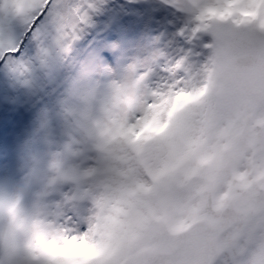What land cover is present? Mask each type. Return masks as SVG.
<instances>
[{
  "label": "rangeland",
  "instance_id": "1",
  "mask_svg": "<svg viewBox=\"0 0 264 264\" xmlns=\"http://www.w3.org/2000/svg\"><path fill=\"white\" fill-rule=\"evenodd\" d=\"M169 1L176 8L175 1L187 7L197 3L194 10L203 3L199 0ZM242 1L244 8L252 2L224 0V3L210 5L208 9L204 7L189 24V18L183 23L178 14L171 21L167 14L165 21L154 23L152 9L155 13V5H164L153 0L144 1L148 3L145 7L151 8L147 12L142 9L139 18L133 22L122 18L124 11L136 8V0H44L30 8L23 22L22 19L10 22L9 18L0 16L1 42L10 40L0 49V133L32 111L31 142L35 146L41 133L50 136L47 127L52 122L57 123L60 117L68 118L69 125L65 124L60 134L61 152L50 161L59 162V173L64 172L75 143L83 140L86 144L98 143L95 130L104 126L111 130L113 125V134L118 139L110 147L113 169L108 172V178L121 180L129 189L128 192L114 188L105 178L107 184L98 183L101 192L95 194L92 186L96 182L90 181L88 166H83L87 182L76 209L84 216L89 211L90 216L96 215L102 221L89 222L77 215H67L60 224L48 218L42 208L47 201L61 203L65 198L59 197L55 186L40 182L34 175L35 169L30 175L33 167L42 160L33 158V154L30 159L24 158L28 179L33 180H25V184H8L4 180L3 168L11 160L12 152H17L24 143L16 141L13 136L0 139V264H132L122 261L116 249L100 241L98 231L104 230L114 241L126 236L124 233L128 227H136L142 217L150 216L155 203L174 202L177 197L182 201V194L187 192L186 186L192 181L198 184V191L188 193L190 197L183 202H198L201 190H206L204 195L210 203L221 202L219 221H228L224 236L239 231L243 238H247L244 242L260 239V235H252L251 231L254 232V225L258 230L264 227V110L263 123L259 122L258 128L251 129L252 120L264 105L256 110L255 103L264 96L246 97L231 79L229 66L237 55L264 53V40L251 35L249 26L243 24L244 19H254L255 28L264 25V0L257 1L255 11V6L247 8L250 14L242 13L244 16L235 13L237 4ZM32 2L29 0V4ZM18 8H9L4 15L17 12ZM256 11L257 15L251 18ZM217 15L224 25L237 24L230 33L224 28L220 37L227 41L225 73L228 89L241 101L240 111L227 110L219 126L218 112L223 92L205 69L197 65L206 56L208 48L205 44L214 33ZM174 21L177 22L173 31L175 37H171L169 27ZM91 27L94 32H90ZM193 48L199 50L194 52ZM168 60L174 63L170 67L166 66ZM190 62L194 63V71L198 69L207 77H202L199 85L183 86L184 78L191 77L183 69ZM170 75L176 77L174 83L168 81ZM129 95L131 101L126 98ZM111 100H117L123 106L118 117L111 114L114 110ZM73 101L83 108L81 112L72 106ZM188 108L198 109V118L193 121L189 135H182L187 128L184 112ZM78 112L85 119H81ZM182 136H186L185 141ZM25 137L29 142L28 134L24 141ZM25 145H28L26 141ZM127 145L144 157L142 167L145 172L123 155ZM156 154L159 159L171 157L161 162L153 158ZM97 197L102 199L97 201ZM164 213L160 212L162 216ZM67 218L74 222L71 230ZM263 230L261 228L259 232L264 234ZM233 247L240 253L237 255L228 250V264H254L255 257L264 264V242L253 249H242L237 244ZM141 249L147 252V258L154 255L150 245Z\"/></svg>",
  "mask_w": 264,
  "mask_h": 264
},
{
  "label": "bare ground",
  "instance_id": "2",
  "mask_svg": "<svg viewBox=\"0 0 264 264\" xmlns=\"http://www.w3.org/2000/svg\"><path fill=\"white\" fill-rule=\"evenodd\" d=\"M43 1L44 0H33V2L29 4V0H22V1L4 0L3 2H2V0H0V16L5 17V18H9L10 22H11V20L16 21V20H19V19H22L21 22H23V19H25V17L27 16V13L30 10V8H32L34 4L40 5L41 2H43ZM144 1L150 2L151 0H144ZM144 1L143 0H136V2L134 4V6L136 8H133L132 10L124 11V15H123L122 20H128V21L133 22L134 19H138L139 18V13H140V11L142 9H145V11L147 12L151 7L147 9L145 7V5H147L148 3L144 2ZM153 1H159V2H161L164 5V6H162L164 8H162V7L158 6V5H155V13H153V9H152V15H154V17H153V22L154 23L155 22H160V21H165L164 17L167 14L170 15L169 16V21H171L173 16L178 14L179 16L182 17L181 21L183 23H184V21L187 18H189L188 24L190 23V20H192L195 16H197V14L199 12H201L203 10L204 7L208 9V7H210V5H216V4L224 3V0H219L218 2H215L213 0H199V2L202 1L203 3H200V6L198 8H196V10H194V7L196 5L198 6L197 3L193 7H187V6L182 5L181 2L175 1L176 4L178 5V7L176 8L175 5L173 6L170 3L169 0H153ZM251 1L252 2L248 3L250 5L248 7H246V8H244V5L242 4L243 1L238 3L237 4L238 5L237 10L238 11H236L235 13L239 14V15H242V16H244L242 13H245V14L249 15L250 12L248 10L250 8L254 7V6H255L254 11H255L256 10V3H257V1H258V3L260 1L259 0H251ZM140 5H141L142 8H140ZM16 6L20 7V8H18L17 12L11 11V12H9V14L4 15V13L9 8H13V7H16ZM231 8L233 9L234 5L231 6ZM247 8H249V9L246 10ZM204 12H206V11H204ZM262 12H264V11H262ZM255 15H257V11H256L255 14L253 13L250 17L254 18ZM91 16H93V15H91ZM217 16H218V17H216V18H218L217 19V25H216V27L214 29V33H213V35L211 37L209 36L210 38L209 37L207 38L208 40L206 39L207 41H206L205 47L208 48L206 56L204 57V59H201L200 63H198L197 65L199 67H202L203 69H205L204 71L209 75V77H211L213 83L216 84L217 87L223 92V96H221L223 98L221 100L220 109H219V112H218L217 126H219V121H222V119L224 117V114H225V112L227 110H231L233 112L240 111L239 108H240V102L241 101L237 97V95H233L234 93H232L228 89V82H227V77H226L227 74L225 73V68H226L227 63H228L227 62V57L225 56V46L227 45V41L226 40H222V38L220 37V33H221V31L224 30V28H226V31H228L230 33V32H232L235 29V26L237 24L235 25L234 22H230V24L224 25L223 24L224 21L221 20L219 15H217ZM244 20H245V22L243 24H246V25L249 26L250 34L255 36V37H258V38H261L262 40H264V25L262 27L255 28L253 26V20L254 19H244ZM172 23H173V25L169 27V34L171 33L172 34L171 37H175V32H173V31L175 29V26H176L177 22L174 21ZM262 23H264V22H262ZM134 24L139 26L138 23H134ZM27 25L28 24H26V26ZM239 25H241V24H239ZM182 26H183V24H182ZM6 35H9V34L7 33ZM6 35H4V36H6ZM137 35H139V34H137ZM1 41L2 40L0 38V49L2 48L3 45L8 43L10 40L5 39L3 42H1ZM164 47H162V48H164ZM197 50H199V48H193L194 52H196ZM155 52H156V50H155ZM158 59H159V57H158ZM168 61H170V60H168ZM172 64H174V63L172 61H170L169 63H166V66L170 67ZM194 68H195V66H194V63H192V62L188 63L186 65V67L183 68V69L187 70V72H186L187 75H188V73L191 75V77L188 78V79L184 78L183 86L199 85L200 82H201L202 77H207L206 73H200L198 69H197V71H194L195 70ZM250 68H251L250 72L253 75L246 76L242 81L245 82V83L253 84V86H252L253 89H256L257 87L264 86V71H263L262 67L261 66H252V65H250ZM175 80H177V79L173 75H170L169 78H168V81L170 83H174ZM122 88L124 89L125 87H123V85H122ZM107 90H108V88L106 90H104V91H107ZM120 92H121V90L118 91V93L115 96L119 95ZM131 93H132V91H130V94ZM105 96L108 97L109 95H107L105 93ZM262 96H264V94ZM262 96H256V97H262ZM256 97H248V98H256ZM126 98L129 101L132 100V96L131 95L127 96ZM263 98H261V99L256 101V103H255L256 110H258L259 107L264 103V99ZM111 103H112V107L114 109V110H111L112 111L111 114L114 117H118L119 116V112L118 111L123 106L120 105L117 100H111ZM71 104H72L73 107L77 108L79 111L82 108V107H80L79 104H77L76 101L71 102ZM84 108H87V107H84ZM105 109H107V108H105ZM187 110H186L187 112L186 111L184 112V115H185L184 122L187 123V128H186V130L184 132H182L183 133L182 135H184L185 133L189 135V133H190V131L192 129V126L194 124L193 121L196 122L197 118H198V116H196L197 112H198V109H196V111H194L192 108H188ZM263 110H264V105L260 108L259 114L256 115V117L252 120L253 127H252L251 131H253L255 128H258V123L259 122L263 123V118H262ZM84 111H86V110H84ZM88 111H90V110H88ZM28 114H30V115H28ZM28 114H27V116L24 115L23 117L18 119L17 122L13 126H7L6 129L3 132L0 133V139H6V138H8L10 136H13L16 139V141L24 143L22 146H20V148L17 150V152L16 151L12 152L13 156H12L11 160L7 163V167L3 168L4 173H6V178L4 180H6L8 182V184H18V183H24L25 184V180H26V182L32 181L33 179H30V180L28 179L29 175L25 171L26 162L24 161V158H29L30 159L32 154H33V158H40L42 161L33 167V169L31 170L30 175H32V172L35 169L34 175L38 178V180L40 182L42 181L44 184H50V185L55 186V188H57L59 190V197L65 198L63 201H61V203L60 202L59 203H54L53 201H47L46 204H45V207L42 208V212L48 218L54 219L55 221H59L60 224H61L62 221L65 220V217L67 215H74V216L77 215L79 218H81L84 221L100 223L102 221V219L100 217H99V219H97L98 216H96V215H94V216L91 215L90 216V212L89 211L84 216L81 212L77 211L76 207L79 205L80 198L84 195V192H85V188L84 187H85V184L87 182V177L85 175V171L82 170L83 166H88V172L90 173V176H91V180L90 181L96 182L92 186V190H94L95 194L98 193V192H101V191L98 190L99 189V184H101V185H106L107 184L106 183L107 182L106 179L109 181L110 185L112 187H114V188H122L125 191L129 190L128 187L121 180H112V179L108 178V172L111 169H113V167H112V162L113 161L111 159L112 152L110 151V147L113 145V142L117 141V139H118L113 134L114 126L110 125L111 128H112L111 130H108V128H106L105 126H104L103 129L97 128L95 130V132H96L95 138L98 140V143H97V141H93L92 144H86L84 142V140L82 142L75 143L73 145L74 148H73V150L71 152V155H70V158H69V162H66V168H65L64 172H59L58 173L59 162H50V161L54 160L58 156V154L61 152L63 144L61 143L62 137H61L60 134H62V132L64 130L63 126L65 124L69 125L68 118H61L60 117L57 120V123L56 122H52V125L47 127V131L49 132L50 136H48L47 134L41 133L40 136L37 137V140H38L37 145L34 146V143L31 142V135L33 134L32 130H31V123H32V120L34 118V115H33L32 111H29ZM78 114L80 115L81 119H85L84 116L81 113L78 112ZM193 114L195 115V119L196 120L194 119V115ZM133 115H135V114H133ZM186 115L190 116L192 120L188 119V117ZM103 125H105V124H103ZM216 131L217 130L214 131V134L216 133ZM27 134H28V136L30 138V141L28 142V140L25 137V141H26V143H28V145H25L24 136L27 135ZM182 137H184L183 141H185V139H186L185 137L186 136H182ZM187 138L189 139L188 136H187ZM195 139H197V138H195ZM140 141L141 140H139L138 142H140ZM142 141H145V140H142ZM118 143H120V141H118ZM117 147H118V145H117ZM27 148L29 150H27V152L25 153V150ZM122 151H123V149L119 152V156L121 155ZM123 155H126V159H127V156H128L129 159L132 160V162L134 164H136V166L142 172H145L143 170V167H142L143 162L145 160L144 157L141 158L140 154L134 153L132 151V149L130 148V146L127 145L126 149L123 151ZM122 157H124V156H122ZM170 157L171 156H166V157H163V158L159 159L157 157V154H156L155 157H153V158H155L158 161L165 162ZM122 163H123V161L121 162V164ZM153 163L155 164L154 160H153ZM110 173H111V171H110ZM119 176H120V174H119ZM0 184H1V179H0ZM186 191L187 192H185V194H182V201L179 200L180 197H177L174 202H170V203H166V204H157V203H155V205L152 208L150 216L142 217L140 219V221L137 223L136 227H132V228L128 227L126 229L125 233H124L126 236H122V237H120V238H118V239H116L114 241V240L110 239L106 235L104 230H100V231H98V234H97L98 239L100 241L104 242L108 247L116 249L117 252H118L117 255H119V257H120V259L122 261H126L127 260V261H130L132 264H177L176 261H177L178 257L175 256L176 252L178 253V255H181L184 258H188L187 261H189L191 259V255H190V257H187L188 254L187 253L184 254V251L186 250V248L188 247V245L191 242H192V244H191V247H192L193 240L198 239L196 229L199 226L196 225V223L199 222V221H207V223L209 222L208 224H210V228H211V229L210 228L209 229L213 233V235H214V237L216 239V252L213 255V257L210 259V262L208 264H228L227 263L228 250H233L237 255L240 253V250H238V249L233 247L236 244L239 245L242 249H246V248L247 249H253V248L257 247L259 244L264 242V234H261L262 232L261 233L259 232V230L261 228H264V227H261L258 230L256 225H254V227H255L254 232H252L251 230L250 231H251L252 235H257V236L260 235V239L257 240V241H253V242L246 241L247 243L244 242V239L247 240V238H243L244 236L242 237V234H241L242 232H239V231H235L234 233H231V234H228V235L224 236V234H225L224 228L228 224V221H225V220H222L221 222L219 221V213L220 212H218V211L220 209L221 202L219 200H215L214 203H210L209 202V198L204 195V194L207 193L206 190H201V195L198 197L199 200L197 199L198 202L196 201V202H194V204L183 202L185 200V198H189L190 197L188 193H191V192H194V191L195 192L198 191V184L195 181H192L191 183H189L186 186ZM259 191H260V189H259ZM125 197H126V195H125ZM102 198H104V197H102ZM101 199L97 197L96 200L100 201ZM116 205H118V204H116ZM121 208H123V207H121ZM161 211L165 212L163 216L160 214ZM251 213H253V212H251ZM157 215H160V216H157ZM141 216H142V214H141ZM73 223H74L73 221H70L67 218V225H68L70 230H71V227H72ZM106 224H108V223H106ZM125 224H127V223H125ZM258 227H259V225H258ZM113 230H114V228H113ZM202 234H203V232H201V233L198 232L199 236H201ZM243 235H245V233ZM223 236L225 237L224 238V242H225V253L224 254H223V252L221 250ZM69 243H71V242H69ZM145 245H150L151 248H152L153 254H154V255H152L149 258H147V256H148L147 252H145V251H143L141 249ZM127 246H129V250H126ZM191 247H190L189 251L191 250ZM53 248L55 250V247H53ZM166 251H168V252H166ZM223 251H224V249H223ZM169 253L170 254L172 253V255H170ZM251 259H252V257H251ZM184 260L186 261V259H184ZM252 261H253L254 264H261V261L257 257H255L254 260H252ZM75 263H76V261H75ZM118 264H120V263H118ZM236 264H238V263H236Z\"/></svg>",
  "mask_w": 264,
  "mask_h": 264
},
{
  "label": "water",
  "instance_id": "3",
  "mask_svg": "<svg viewBox=\"0 0 264 264\" xmlns=\"http://www.w3.org/2000/svg\"><path fill=\"white\" fill-rule=\"evenodd\" d=\"M250 65L261 66L264 71V53L248 52L235 57L229 66V71H231V78L246 96H262L264 94V86L253 89V84L245 83L242 81L246 76L253 75L250 72ZM203 222L204 221H199L196 223V225L199 226L196 229L198 239L193 240L192 247L191 242L184 251V254H188L187 257H190L191 255V259L187 261L188 258H184L181 255H178V253L176 252L175 256L178 257L176 261L177 264H208L210 262V259L215 254L216 239L213 233L210 231V225ZM198 232H203V234L199 236ZM190 247L191 250L189 251ZM170 255H172V253ZM184 259H186V261Z\"/></svg>",
  "mask_w": 264,
  "mask_h": 264
},
{
  "label": "flooded vegetation",
  "instance_id": "4",
  "mask_svg": "<svg viewBox=\"0 0 264 264\" xmlns=\"http://www.w3.org/2000/svg\"><path fill=\"white\" fill-rule=\"evenodd\" d=\"M122 1H123V0H122ZM91 9H92V8H90V10H91ZM90 10H89V11H90ZM94 14L97 15L96 13H94ZM100 14H101V12H100ZM88 31H89V30H88ZM90 31H92V30H90Z\"/></svg>",
  "mask_w": 264,
  "mask_h": 264
}]
</instances>
